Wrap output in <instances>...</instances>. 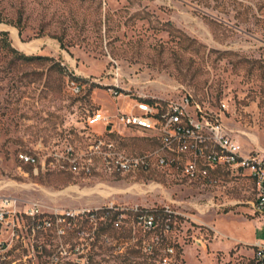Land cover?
Segmentation results:
<instances>
[{"label":"rangeland","instance_id":"1","mask_svg":"<svg viewBox=\"0 0 264 264\" xmlns=\"http://www.w3.org/2000/svg\"><path fill=\"white\" fill-rule=\"evenodd\" d=\"M0 17L13 48L47 58L26 62L0 47V195L47 210L170 205L183 215L167 240L181 264H253L264 217L252 207L248 176L223 170L210 186L156 166L110 172L93 155L100 137L126 156L156 143L87 120L97 111L129 114L141 96L190 93L207 110L225 103L223 122L243 151H264V0H0ZM68 80L84 92L72 95ZM20 154L36 156V165ZM140 246L131 243L132 259L156 264L158 255L144 257ZM11 256L24 264L22 249Z\"/></svg>","mask_w":264,"mask_h":264},{"label":"built area","instance_id":"2","mask_svg":"<svg viewBox=\"0 0 264 264\" xmlns=\"http://www.w3.org/2000/svg\"><path fill=\"white\" fill-rule=\"evenodd\" d=\"M67 88L80 96L85 84L68 80ZM113 95L118 97L117 92ZM137 100L129 114L119 112L112 119L97 111L88 117L89 126H110L108 134L121 127L139 131L156 143L144 155L126 156L116 152L113 141L100 137L92 150L102 158L106 170L130 174L156 166L176 170L189 182L210 186L223 170L242 172L254 186L252 207L264 217V151H243L223 122L225 103L215 112L203 108L190 93L177 100L149 96ZM19 158L25 164L37 163L36 156L20 154ZM73 169L78 171L76 165ZM182 216L170 205L160 209L138 204L127 207L111 201L47 210L37 202L0 195V264L21 261L11 256L16 247L24 251V264H144L141 258L132 259L129 249L133 241L140 242L144 257L157 254L156 264H181L183 256L167 240ZM136 231L141 240L130 237ZM252 248L253 264H264V243L257 242Z\"/></svg>","mask_w":264,"mask_h":264},{"label":"trees","instance_id":"3","mask_svg":"<svg viewBox=\"0 0 264 264\" xmlns=\"http://www.w3.org/2000/svg\"><path fill=\"white\" fill-rule=\"evenodd\" d=\"M3 19L0 17V22H2ZM20 21V19H19ZM0 47L1 49L11 52L14 55H16L19 59L24 60L26 62H36V61H42L46 60L47 58L42 56H25L24 54H21L18 50L12 47L9 34L8 32H1L0 33ZM75 77V76H73ZM78 79V78H76Z\"/></svg>","mask_w":264,"mask_h":264},{"label":"water","instance_id":"4","mask_svg":"<svg viewBox=\"0 0 264 264\" xmlns=\"http://www.w3.org/2000/svg\"><path fill=\"white\" fill-rule=\"evenodd\" d=\"M107 130L110 131V130H111V127L109 126V127L107 128Z\"/></svg>","mask_w":264,"mask_h":264}]
</instances>
